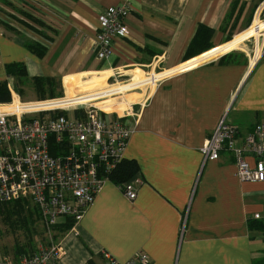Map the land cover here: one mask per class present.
I'll return each mask as SVG.
<instances>
[{
	"label": "crops",
	"instance_id": "crops-1",
	"mask_svg": "<svg viewBox=\"0 0 264 264\" xmlns=\"http://www.w3.org/2000/svg\"><path fill=\"white\" fill-rule=\"evenodd\" d=\"M121 4L131 7L128 34L101 59L94 51L100 17ZM261 4L264 0H0V82L8 81L12 97L20 98L25 84L7 76L11 64L24 65L25 83L33 90L34 79L62 80L71 92L94 75L120 83L146 69L157 73L116 88L120 93L158 81L136 112L118 116L133 129L124 161L139 168L132 180L136 199L129 200L108 178L79 222L58 220L52 229L61 264H103L105 254L126 263L140 253L150 264H264V222L253 217H264V184L238 179L229 150L218 160L203 154L224 116L236 128L239 146L264 122V54L254 60L244 44L264 31V22L253 17ZM200 25L214 31L213 49L244 38L212 59L207 52L184 61ZM252 28L259 29L250 33ZM34 42L44 47L43 56L29 49ZM246 159L253 165L250 153Z\"/></svg>",
	"mask_w": 264,
	"mask_h": 264
},
{
	"label": "built area",
	"instance_id": "built-area-1",
	"mask_svg": "<svg viewBox=\"0 0 264 264\" xmlns=\"http://www.w3.org/2000/svg\"><path fill=\"white\" fill-rule=\"evenodd\" d=\"M130 14L131 7L121 4L100 17L94 51L101 59L106 60L113 43L128 34ZM263 33L258 36L264 43ZM263 54L264 45L252 57L255 60ZM15 96L11 103L0 105V204L30 202L49 231L62 218L77 223L124 161L133 129L124 118L108 120L101 109L88 103L65 102L68 99L22 102L18 96L17 102ZM237 136L224 116L206 142L205 160H218L223 150H229L234 154L238 179L264 184V122L255 125L240 146ZM246 153L251 154L253 165ZM123 191L129 200L136 199L132 182ZM253 217L264 222L261 214ZM62 255V248L50 238L34 254L16 261L0 256V264H61ZM136 263L150 261L143 253L126 263L105 254L103 264Z\"/></svg>",
	"mask_w": 264,
	"mask_h": 264
},
{
	"label": "rangeland",
	"instance_id": "rangeland-1",
	"mask_svg": "<svg viewBox=\"0 0 264 264\" xmlns=\"http://www.w3.org/2000/svg\"><path fill=\"white\" fill-rule=\"evenodd\" d=\"M0 15H3L0 13ZM253 17L255 18V21L258 19V21L264 22V4H261L258 9L253 14ZM255 23H252L254 25ZM252 27V26H251ZM248 30V29H247ZM264 34V33H263ZM246 45V48L248 47L249 54L256 56L259 55L260 50L262 49L263 38H259V36H255L250 41L244 43ZM243 44V45H244ZM246 48H244L246 50ZM252 50V52H251ZM254 52V54H253ZM154 74H157L155 72L150 73L148 69L144 70V72L139 71L137 73V76L134 80H126L124 82H114V80H111L106 82V79L101 80L98 78V76L94 75L91 77L84 78L85 81L84 84H86L85 88L81 89V86L84 85L81 83V81L75 83L74 88H72L71 92H68L67 86L65 82H62V80L55 81L54 84H52V88H48V90H45L44 92H35V90L32 89V87L28 86V84H25L24 86H21L23 89V92L20 96V100L22 102H30V101H46V100H54V99H70L73 97H84L89 96L92 98H95L96 96H104V98L98 97L99 99H92L90 103L87 104V106H94L98 109H101L103 111L102 115L107 118L108 120H115L117 117H122L123 115H127V113L130 112H136L139 108L138 102L143 104L144 100L149 96L151 91L155 88L154 86L157 84L150 81L148 83H145L144 85H141L139 88H136L134 90L130 91H124V92H110V96L105 97V94L107 91L123 87L125 85L134 84L135 81H145L153 78ZM71 86V85H70ZM69 86V87H70ZM78 89V93H74V89ZM66 92L68 94H66ZM79 95V96H78ZM12 102V100H11ZM10 102V103H11ZM9 104V103H8ZM4 105V104H3ZM107 105L108 109H106L108 112H105L102 107H105ZM106 108V107H105ZM1 205V204H0ZM2 214V213H1ZM34 235H27L23 230H19L15 227V224L11 225V223H8L4 221L0 217V256L2 258H7L10 261H16L17 258H14L15 250L14 248L18 245H28L31 243V246L33 248V251L38 250L41 246H44L50 238H52L53 241L56 240L53 229L51 228V231L48 230V228H44L42 225H38L36 227V230L33 231ZM27 256V255H24ZM23 256V257H24ZM22 258V257H21Z\"/></svg>",
	"mask_w": 264,
	"mask_h": 264
},
{
	"label": "trees",
	"instance_id": "trees-1",
	"mask_svg": "<svg viewBox=\"0 0 264 264\" xmlns=\"http://www.w3.org/2000/svg\"><path fill=\"white\" fill-rule=\"evenodd\" d=\"M242 8L240 12H242ZM239 12V13H240ZM238 13V17H239ZM35 23H38L35 21ZM40 26H44L41 23H38ZM214 31L207 27L200 25L190 42L187 51L184 55V61H188L195 57L201 56L210 50H212L213 44L211 42ZM232 36L228 37L227 41H230ZM29 49L38 54L39 56H43L45 53V49L42 45L35 43L29 46ZM7 76L11 79H18V85L26 84L27 73L24 65L22 64H11L6 68ZM54 79H34V90L35 92H41L48 90V88H52V84L55 83ZM59 82V81H58ZM20 95L21 91L18 90ZM12 100V93L9 88L8 81L0 82V105L8 104ZM139 171L137 164L133 161H123L118 168L113 171L109 175V179H113L120 186V188L124 189L125 185L132 182L134 175H136ZM2 213V214H1ZM0 217L8 222L11 225L15 224V227L19 230H23L27 235H34L33 231L36 230V227L40 224L45 229L47 228L43 223L37 208L28 201H18L15 203L0 205ZM66 223H74L72 218H66ZM15 254L14 258L17 260L24 255H32L36 251H33L31 243L28 245H18L14 248Z\"/></svg>",
	"mask_w": 264,
	"mask_h": 264
},
{
	"label": "bare ground",
	"instance_id": "bare-ground-1",
	"mask_svg": "<svg viewBox=\"0 0 264 264\" xmlns=\"http://www.w3.org/2000/svg\"><path fill=\"white\" fill-rule=\"evenodd\" d=\"M255 29L258 30L259 28H258V29L255 28ZM256 30H254V28H252V30H251L250 33H253V32L256 31ZM247 34H248V33H247ZM242 38H244V37H240V38L237 39L234 43L229 44V45H227V46H225V47H219V48H216V49L210 50V52H208V53L206 54V58H207V59H212V58H214V57L219 56L221 53H223V52L229 50V49L232 48L234 45L238 44V43L242 40ZM68 90H69V89H68ZM117 91H118V90L116 89V90H113L112 92H117ZM67 94H68V93H67ZM110 95H113V94H110V92H109V93L106 92L105 97L110 96ZM90 96H91V95H89V96H84V97H73V98H70V99L66 100L65 102H67V101H77L78 104H82V103H83V104H87V103H90V101H91L92 99H94V100L99 99L98 97L104 98V96H101V95L96 96L95 98H92V97H90ZM89 98H92V99H89ZM15 100L18 102V98L16 99V97H15ZM105 107H106V108H105ZM105 107H102V108H104L103 110H104L105 112H108V111L106 110V109H108L107 105H106Z\"/></svg>",
	"mask_w": 264,
	"mask_h": 264
}]
</instances>
